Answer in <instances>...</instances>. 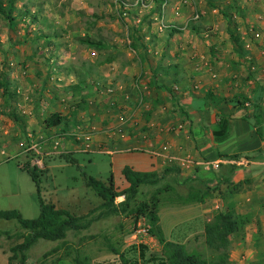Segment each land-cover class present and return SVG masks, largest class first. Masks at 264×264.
Here are the masks:
<instances>
[{
    "label": "rangeland",
    "instance_id": "1",
    "mask_svg": "<svg viewBox=\"0 0 264 264\" xmlns=\"http://www.w3.org/2000/svg\"><path fill=\"white\" fill-rule=\"evenodd\" d=\"M17 6L35 11L38 21L27 23L30 28L26 30L25 23L18 19L17 27L10 31L6 20L0 16V80L7 77L10 92L12 90L16 94L10 100L0 89V211H17L26 220L39 217L41 201L76 216L87 214L101 204V199L88 186V178L103 183L112 178L114 187L122 189L127 186L124 169L136 171L133 162L141 156L140 152L130 150L133 146L127 147L129 150L124 155L110 156L98 151L92 144L94 135L88 147L84 141H76L75 137L81 131L92 132L91 125L87 127L88 121L81 122L84 126L80 130L71 117L66 135L56 127L46 126L45 119L57 112L58 105L64 106V111L71 116L72 108L86 96H75L71 89L74 76L68 75V68L73 67L81 73L87 68L91 70L93 64L97 67L110 60L111 63L106 64H112L111 69L106 72L111 73V85L91 73L87 75L86 87L104 91L110 86L114 95L108 98L111 108L116 109L113 119L119 120L120 112L124 110L123 101H116L121 95L116 87L118 82L130 81L138 90L134 97L122 93L125 105L134 111L141 99L148 102L149 97L142 89V75L124 81L122 73H116L118 68L140 71V63L144 66L146 63L141 57L155 63L162 54L167 61L170 53L183 54L178 47L183 42L180 38L190 40L192 44L198 38L206 39V52L229 58L236 52L229 36V31H232L240 37L241 53L253 57L255 63L257 55L264 51V0H18ZM223 13L233 17L230 25ZM188 24H193L200 32H192ZM172 27L187 28L169 40L167 31ZM134 28L139 30V43L143 45V49L139 46L136 51L131 49L127 38L129 30ZM48 30L61 35L55 40L54 47L47 49L42 38L32 44L28 40L22 41L25 34L35 39ZM251 30L259 32L262 39H254ZM85 34L104 40L106 48H88L75 40ZM50 53L51 62L46 60ZM13 103L20 106L13 108ZM93 103L91 100L90 104ZM39 107L42 122L39 126H28V120L36 117L35 110ZM79 111H85V108ZM86 114L90 117V113ZM117 125L118 122L108 132L114 133ZM41 129L45 134L40 136L38 132ZM34 159L41 161L40 167L32 164ZM35 166L37 185L22 169L34 170ZM184 179L172 171L157 186L141 187L137 201L147 200L155 190L166 186L174 188L177 195L184 196L187 193ZM161 198L159 227L165 240L181 243L188 253L207 258L217 259L224 254V264H261L263 261L264 222L258 228H250L248 222L230 238L228 246L215 251L205 245L204 226L219 212L216 202L209 200L202 205H182L177 203V197L171 191L163 193ZM122 200L119 197L115 202L119 204ZM17 226L15 221L0 220V264H7L10 247L19 242L13 237ZM131 228L132 218L123 215L100 218L85 231L70 232L63 246L37 242L27 253V264L41 260L46 264H73L72 259L77 255H87L94 264H121L120 258L109 252L108 240L115 246L119 245L120 252L134 264H159L152 261V256H160L161 245L155 239L149 241L144 245L146 249L142 256L140 245L132 243L126 236ZM5 232L9 235L6 236ZM59 260L63 262L59 263Z\"/></svg>",
    "mask_w": 264,
    "mask_h": 264
},
{
    "label": "crops",
    "instance_id": "2",
    "mask_svg": "<svg viewBox=\"0 0 264 264\" xmlns=\"http://www.w3.org/2000/svg\"><path fill=\"white\" fill-rule=\"evenodd\" d=\"M186 28L179 30L184 31ZM180 39L183 42L178 47L183 54L170 53L168 61L162 58V54L155 63H149L148 58H145V66L140 63L141 72L129 67L123 70L118 68L116 73H122L124 81L134 80L135 75L137 78L142 75V89L147 91L145 95L149 97L148 102L144 101L142 106L137 105L134 111L125 105L122 93L134 97V92H138L134 89L135 85L130 81L116 84L121 92L116 101H123V107H120L124 111L120 113H124L128 118L125 117V123L117 118L113 119L116 109L111 108L112 103L104 91L86 86L80 94L75 95H86L82 98L87 101L85 111H79L74 122L78 123L77 128L81 129L84 126L81 122L88 121L87 127L91 125L95 137L92 140L93 146L110 156L124 155L123 153L129 150L126 148L133 146L130 150L141 153L133 162L136 172L161 174L175 165L167 161L170 156L189 155L197 162L219 163L218 170L207 171L198 167L189 172L178 173L187 181V190L195 186L214 190L211 198L205 203L213 200L217 203L216 209L220 207V211L230 206L237 215L248 218L250 228L262 227L264 51L257 55L258 60L255 63V59L244 52H235L229 58L206 52V39L198 38L193 44L185 38ZM111 65L104 63L96 67L93 64L91 72L93 76L102 77L111 85V73L106 72L111 69ZM59 76H62V73ZM76 86L77 80L73 77L71 87ZM209 94L212 97H209ZM91 100L94 101L92 105ZM243 101L245 104H242ZM12 106L16 108L20 104L13 103ZM56 108L57 114L72 120L69 113L64 111V106L58 105ZM72 109L76 110V107ZM39 110L40 107L35 110L36 117L28 120V126H39L42 122ZM117 122L116 128H123L122 135H117L116 131L108 132ZM178 123L183 124V129L173 131L172 127ZM150 124H154V127H150ZM62 127L61 125L56 128L61 131ZM38 133L40 136L45 134L42 129ZM220 155L233 156L234 159H222ZM31 161L38 166L41 163L37 159ZM227 164L234 166L230 181L219 177L220 172L223 174L222 166ZM223 178H227L226 173ZM127 187L128 183L119 190Z\"/></svg>",
    "mask_w": 264,
    "mask_h": 264
},
{
    "label": "trees",
    "instance_id": "3",
    "mask_svg": "<svg viewBox=\"0 0 264 264\" xmlns=\"http://www.w3.org/2000/svg\"><path fill=\"white\" fill-rule=\"evenodd\" d=\"M18 0H0V16L4 18L8 24L10 31H14L17 27V20L21 19L25 23V29L29 30L30 21H38V16L35 11H31L29 8L22 6L19 8L17 6ZM122 3V2H121ZM224 17L228 20L229 25L233 22V17L228 16L223 13ZM230 17V18H229ZM31 18V19H30ZM30 19V20H29ZM189 29L194 33H199V29L194 27L193 24H188ZM138 29L134 28L129 30L127 38L131 42V49L136 51L140 46L143 49V45L139 43L140 37L138 36ZM182 33L181 30L177 28H168L167 39L172 38L175 34ZM25 42L28 40L32 44L35 40L43 39L47 49L55 46V40L60 38L61 35L53 32L47 31L46 33L41 32L39 36L34 38H28V34H25ZM229 36L232 43L235 46L237 53L242 52V44L240 42V37L236 36L229 31ZM75 40L88 48H94L97 50H104L106 48V43L102 39H97L90 34H85L83 36H78ZM47 61H52L51 53L46 57ZM142 62L146 59L141 57ZM104 63H111L110 60ZM69 74H73L77 80V86L71 87L74 94H80L85 89L86 78L88 74H91V70L88 68L86 71L81 73L78 70H74L73 67L67 69ZM9 82L7 77L0 80V89L3 95L8 96V99L13 100L16 96L15 92L9 90ZM74 88V89H73ZM171 92V90H169ZM209 97H212L209 94ZM242 104H245L243 101ZM76 110L72 109L71 117L75 120L79 110L85 108V101L82 98L80 104H76ZM71 120L66 117H62L57 113H51L46 119L45 124L48 128H54L63 126L61 132L68 133V127ZM75 125L78 123L74 122ZM65 128V129H64ZM67 128V129H66ZM222 159L232 160L233 156L220 155ZM223 174H227V178H223L222 172L219 173L220 179L224 181H230V176L234 171V166L231 164L223 165ZM26 170L31 177L32 181L37 185V175L36 166L34 170L30 168L22 167ZM175 171L180 172L176 165L171 166L160 173H142L133 171L130 168H125L123 171L124 177L128 183V187L119 190L114 187L113 179L110 178L108 183H103L94 178H88V186L95 192V194L101 199V204L96 208L90 210L87 214L76 216L71 214L65 209H57L51 204H45L40 202V215L37 219L26 220L23 219L17 211H0L1 221H15L17 223V230L14 234V238L19 241L14 246L10 247L11 255L8 257L7 264H27L28 261V251L39 241H46L50 243H59L62 246L65 245L67 236L70 232L79 233L90 228L93 222L100 218L107 217L109 215H123L126 218H132V228L126 233V236H130L134 231V228L138 222L139 217H143L146 223L149 225V234L152 236L162 247L160 256H152V261H158L159 264H224L226 256L221 254L215 258H207L200 254L188 253L183 244L177 242H171L165 240L163 233L159 227V207L161 204V195L171 191L177 197V203L182 205L190 204H204L207 199L211 198L214 190L209 187H190L184 196H179L176 194L175 189L171 186H166L163 188H158L155 190L150 197L137 201L140 194V188L144 186H157L161 179ZM186 186L187 181H184ZM122 197L123 200L116 204V199ZM97 213V215H94ZM249 222L248 218L244 215H237L230 206L226 210L217 212L214 219L204 226V238L205 245L213 250H219L228 246L230 238L235 234L239 233L242 228ZM122 228V225L119 226ZM6 236L9 235L5 232ZM0 235H2L0 233ZM10 238V237H9ZM146 246V245H145ZM144 245L140 244L141 255L144 256V250L146 249ZM109 252L115 256H118L121 260V264H134L130 259H128L123 253L120 252V246H115L109 243ZM63 260H59L62 263ZM73 264H94L91 262L90 257L87 255L79 256L77 255L72 259ZM35 264H46L44 260L39 261ZM99 264V263H97ZM264 264V259L261 262Z\"/></svg>",
    "mask_w": 264,
    "mask_h": 264
},
{
    "label": "built area",
    "instance_id": "4",
    "mask_svg": "<svg viewBox=\"0 0 264 264\" xmlns=\"http://www.w3.org/2000/svg\"><path fill=\"white\" fill-rule=\"evenodd\" d=\"M252 32L254 33V31H252ZM253 36H254V39H256L257 41L262 39V36L260 35L259 32H255ZM104 92L107 96H113L114 95V90L110 86L108 88H106L104 90ZM142 104H143V102L141 99L139 101L138 105L142 106ZM125 117L127 118V116L124 113H120L119 121L125 123V121H126ZM150 127H154V124H150ZM182 129H183L182 123H178L172 127L173 131H181ZM115 131H116L115 132L116 134L118 133L119 135H122V132H123L122 129L118 128ZM92 135H93V133L91 131H85V132L81 131V134H78L75 137V140L78 142L84 141L85 145L88 147L91 143ZM167 161L171 164H175L182 173L189 172L190 170H192L194 168H198V167H201L202 169H205L207 171L218 170V168H219V163H217V162L216 163H210V162H204V161L197 162L196 160H194L189 155L188 156L187 155L186 156H178V157L177 156H170L167 158ZM149 229H150L149 225L146 223L145 219L143 217H139L138 222L134 228V231L129 236L132 243H134L136 245H140V244L141 245H147L149 243V241L153 242L154 238L152 236H150Z\"/></svg>",
    "mask_w": 264,
    "mask_h": 264
}]
</instances>
